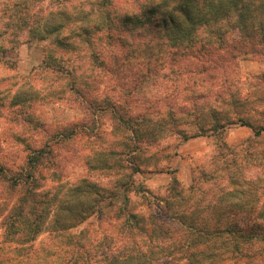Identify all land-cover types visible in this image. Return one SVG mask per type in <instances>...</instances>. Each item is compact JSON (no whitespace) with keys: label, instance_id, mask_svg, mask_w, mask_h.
Segmentation results:
<instances>
[{"label":"clouds","instance_id":"obj_1","mask_svg":"<svg viewBox=\"0 0 264 264\" xmlns=\"http://www.w3.org/2000/svg\"><path fill=\"white\" fill-rule=\"evenodd\" d=\"M0 264H264V0H0Z\"/></svg>","mask_w":264,"mask_h":264}]
</instances>
